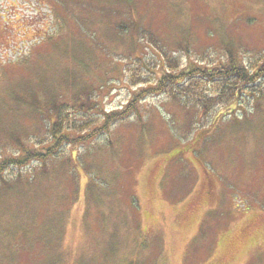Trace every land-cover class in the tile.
I'll use <instances>...</instances> for the list:
<instances>
[{
	"label": "rangeland",
	"instance_id": "374dc122",
	"mask_svg": "<svg viewBox=\"0 0 264 264\" xmlns=\"http://www.w3.org/2000/svg\"><path fill=\"white\" fill-rule=\"evenodd\" d=\"M227 51L264 62V0H0L1 143L30 130L23 94L137 112L94 142L108 148L78 151L76 174L64 158L48 175L6 162L0 264H264V76L205 108L195 78L152 88L164 60L223 70Z\"/></svg>",
	"mask_w": 264,
	"mask_h": 264
},
{
	"label": "trees",
	"instance_id": "16d2710c",
	"mask_svg": "<svg viewBox=\"0 0 264 264\" xmlns=\"http://www.w3.org/2000/svg\"><path fill=\"white\" fill-rule=\"evenodd\" d=\"M123 5L126 6L124 7L125 16L131 17L132 2L125 1ZM227 54V57H230L229 61L226 63L223 61L219 66L223 70L203 67L199 61L194 65L190 64V67L185 69H181L176 63L173 66L175 61L169 63L168 60H164L162 67L159 61H155L150 70L153 72V67H158V69L161 67V73L153 72V74L160 73V75H154L155 82L152 88H156L158 94L161 90H165L171 96L175 93L174 90L188 93L189 85H186L185 82L195 78L198 83L194 87L199 89V93L201 92V99L198 101L201 102L202 108L213 103H229L236 99L235 96H238V93L243 95L242 87H251L264 76V62L260 66H256L258 64V59H256L249 63V65H255L251 68L244 65V61L235 59V54L231 51H227ZM166 62L169 65L166 66ZM147 83L148 81H142L138 90L133 94L145 96L151 88H148ZM244 83L245 86H243ZM208 95L210 96L207 97ZM73 99L79 103L69 104V101L57 102L55 99L42 103L36 98L29 99L24 94L14 97V101L19 106L25 104L31 109L30 114L20 122L21 125H24L26 120H30L31 126L29 132L10 133L8 129L3 133L7 139L3 143L0 142V150L6 152L8 148H13L10 156L5 157L6 155L0 153L3 156L0 157V162H4L3 165H0V184L4 189H8L11 182L9 176H4L3 172L8 168L6 166L8 161L18 163L20 160L32 159L37 163L35 172L40 174L45 171L43 175H48L49 164H56L60 158H64L65 163L72 166L76 174V165L81 164L86 155V153L81 154L78 151L83 148L85 152L92 155V150H96L97 147V150L108 148V140L106 144L94 142L100 135L110 134V130L116 122L137 113L135 106L132 105L133 101H129L122 109L107 113L105 110H97L98 102L93 101L91 95L89 98H83L81 94H78ZM71 158H73V163ZM23 168L16 165L13 169H9L10 174L14 175V180L18 181L17 184L23 183L25 179ZM75 176L74 178H79ZM51 261L52 264H56L54 258L50 259L49 264Z\"/></svg>",
	"mask_w": 264,
	"mask_h": 264
}]
</instances>
